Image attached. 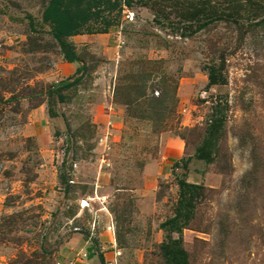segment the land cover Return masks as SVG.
I'll list each match as a JSON object with an SVG mask.
<instances>
[{"label":"rangeland","instance_id":"1","mask_svg":"<svg viewBox=\"0 0 264 264\" xmlns=\"http://www.w3.org/2000/svg\"><path fill=\"white\" fill-rule=\"evenodd\" d=\"M48 1L0 0V88L44 91L0 104V264L87 255L106 220L119 253L86 264H168L161 223L181 177L207 189L182 233L190 263L264 264V26L242 40L232 23L180 38L136 4L107 33L65 40L69 62L43 19ZM217 46L228 82L211 86ZM217 115L210 162L196 149Z\"/></svg>","mask_w":264,"mask_h":264},{"label":"trees","instance_id":"2","mask_svg":"<svg viewBox=\"0 0 264 264\" xmlns=\"http://www.w3.org/2000/svg\"><path fill=\"white\" fill-rule=\"evenodd\" d=\"M148 8L153 14L154 23L172 36L191 38L197 34L211 29L220 23H232L235 25L239 40L249 30H256L264 26V0H49L43 12V19L51 25L53 37L64 43L65 56L69 62L78 60L74 43H65L68 38L86 33H107L114 26L121 25V19L126 10L135 5ZM30 18V26L36 29L35 20ZM95 21L97 27L91 25ZM217 45V42H215ZM227 50V48H225ZM217 46L211 51V57L206 63L209 84L223 85L228 82L226 74V51ZM83 63L77 67L76 72L82 74L86 71ZM81 76L71 82L58 86L64 89L81 82ZM9 81V80H8ZM7 80L0 88V104L18 100L21 97H35L44 94L33 92L34 87L27 86L30 93L17 91L16 86H11ZM52 90L49 91V94ZM8 94H11L8 97ZM2 110L0 109V112ZM225 117L217 115L211 119L206 128V136L196 149V156L206 161L213 160V154L222 137ZM66 181V178L62 177ZM179 198L175 212L161 223L165 232L160 249L168 264H191L189 254L183 244V231L188 228L196 216L198 206L207 196L206 187L203 184L189 182L186 178L179 179ZM178 234V237H175ZM97 245L94 241L93 247ZM101 262L105 257L99 253Z\"/></svg>","mask_w":264,"mask_h":264},{"label":"crops","instance_id":"3","mask_svg":"<svg viewBox=\"0 0 264 264\" xmlns=\"http://www.w3.org/2000/svg\"><path fill=\"white\" fill-rule=\"evenodd\" d=\"M81 35V34H80ZM79 36V35H76ZM73 36V37H76ZM105 226L109 227L108 229H101L100 234L98 235L100 237L99 242L95 246V248H92L90 246L88 248V254L87 255H80L81 253H77V255H67L66 258H64L65 264H86L88 263L87 261L89 260H95L97 256H99V252L103 253L106 257L108 255H117L118 254V247H116V243L114 241V244L112 243V240H109L111 236L109 237V233L111 232L110 228L111 224L110 221L106 220ZM102 225V224H101ZM111 234V233H110ZM103 236H105L108 239H104ZM114 247V251L111 250L110 248ZM110 249V250H108ZM85 249H83L81 252H84ZM87 251V249H86Z\"/></svg>","mask_w":264,"mask_h":264},{"label":"built area","instance_id":"4","mask_svg":"<svg viewBox=\"0 0 264 264\" xmlns=\"http://www.w3.org/2000/svg\"><path fill=\"white\" fill-rule=\"evenodd\" d=\"M129 11V10H128ZM108 135H103L100 139L102 142H107ZM111 228V227H110ZM119 253V252H118Z\"/></svg>","mask_w":264,"mask_h":264}]
</instances>
